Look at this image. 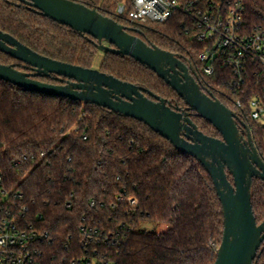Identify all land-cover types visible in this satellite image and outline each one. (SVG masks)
<instances>
[{
  "label": "trees",
  "instance_id": "16d2710c",
  "mask_svg": "<svg viewBox=\"0 0 264 264\" xmlns=\"http://www.w3.org/2000/svg\"><path fill=\"white\" fill-rule=\"evenodd\" d=\"M73 1L114 18L148 44L180 56L197 71L203 90L232 108L223 86L231 78L230 70L217 67L213 75L202 73L198 54L203 44L186 35L185 16L148 22L137 32L129 19L117 15L120 0ZM245 3L249 23L264 27V0ZM0 30L54 60L98 68L143 86L168 99L173 108L186 105L148 67L103 51L97 63L101 50L94 38L19 0H0ZM0 63L25 69V63L1 51ZM192 118L204 133L222 138L209 121L196 114ZM242 120L264 158L261 128ZM0 174V187L23 193L18 203L29 207L26 218L50 234L42 246L44 264H67L93 249L110 264H214L217 259L224 215L213 179L198 160L135 118L0 79ZM252 205L259 224L264 220V181L258 178L253 182ZM145 223L166 228H149ZM83 228L98 230L100 241L90 242ZM254 264H264V243Z\"/></svg>",
  "mask_w": 264,
  "mask_h": 264
},
{
  "label": "water",
  "instance_id": "95a60500",
  "mask_svg": "<svg viewBox=\"0 0 264 264\" xmlns=\"http://www.w3.org/2000/svg\"><path fill=\"white\" fill-rule=\"evenodd\" d=\"M50 19L94 38L99 50L128 56L148 67L184 100L185 107L151 90L98 68L54 60L0 30V51L28 65L0 63V79L21 88L107 108L144 122L178 151L198 160L213 179L223 208L224 231L214 264H254L264 243V220L258 224L252 205L255 178L264 181V158L244 122L213 94L206 93L192 65L177 54L150 45L95 8L73 0H19ZM135 31L140 32L138 29ZM55 76L67 84L38 79ZM192 114L209 121L222 138L204 133ZM232 180H231V178Z\"/></svg>",
  "mask_w": 264,
  "mask_h": 264
},
{
  "label": "built area",
  "instance_id": "2783aa9c",
  "mask_svg": "<svg viewBox=\"0 0 264 264\" xmlns=\"http://www.w3.org/2000/svg\"><path fill=\"white\" fill-rule=\"evenodd\" d=\"M116 13L135 29L185 16L186 35L203 44L198 54L202 73L213 75L217 67L230 70L231 78L223 83L230 109L239 121L244 118L259 126L264 139V27L249 23L245 0H120ZM2 178L0 174V182ZM23 198L19 191L0 187V264H44L42 246L50 234L26 218L29 207L18 203ZM128 200L136 203L133 197ZM83 230L90 242L100 241L98 230ZM67 264L110 263L93 249Z\"/></svg>",
  "mask_w": 264,
  "mask_h": 264
},
{
  "label": "flooded vegetation",
  "instance_id": "af4514ba",
  "mask_svg": "<svg viewBox=\"0 0 264 264\" xmlns=\"http://www.w3.org/2000/svg\"><path fill=\"white\" fill-rule=\"evenodd\" d=\"M21 3H23V2H21ZM25 5L28 6L27 4H25ZM132 34H134V33H132ZM24 68H25L24 71L33 72V70L28 65H26V64L24 65ZM47 79H50L48 82L55 83V84H67V82H68V78H64V82H60V81H58V80L55 79V76L49 77Z\"/></svg>",
  "mask_w": 264,
  "mask_h": 264
},
{
  "label": "rangeland",
  "instance_id": "374dc122",
  "mask_svg": "<svg viewBox=\"0 0 264 264\" xmlns=\"http://www.w3.org/2000/svg\"><path fill=\"white\" fill-rule=\"evenodd\" d=\"M103 52L102 51H99L98 53V56H97V63H99L101 61V59L103 58ZM175 99V98H174ZM145 225L149 228H158L159 230H164L166 228L165 225H160V226H157V225H153V224H150V223H145Z\"/></svg>",
  "mask_w": 264,
  "mask_h": 264
}]
</instances>
